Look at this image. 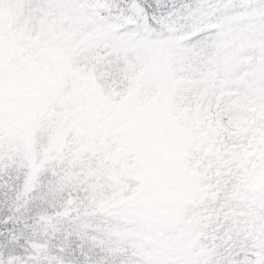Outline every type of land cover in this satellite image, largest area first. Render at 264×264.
<instances>
[{
	"label": "snow or ice",
	"instance_id": "6c2138e0",
	"mask_svg": "<svg viewBox=\"0 0 264 264\" xmlns=\"http://www.w3.org/2000/svg\"><path fill=\"white\" fill-rule=\"evenodd\" d=\"M0 0V264H264V7Z\"/></svg>",
	"mask_w": 264,
	"mask_h": 264
},
{
	"label": "rangeland",
	"instance_id": "374dc122",
	"mask_svg": "<svg viewBox=\"0 0 264 264\" xmlns=\"http://www.w3.org/2000/svg\"><path fill=\"white\" fill-rule=\"evenodd\" d=\"M243 2L247 3L252 9L249 10L246 15L252 19L253 23H257L262 15L260 8L264 7V0H243Z\"/></svg>",
	"mask_w": 264,
	"mask_h": 264
}]
</instances>
